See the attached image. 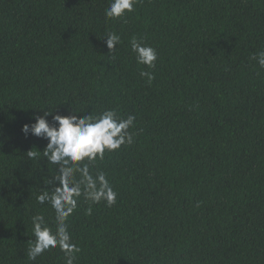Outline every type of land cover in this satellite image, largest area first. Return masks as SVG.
Wrapping results in <instances>:
<instances>
[{
	"label": "trees",
	"instance_id": "trees-1",
	"mask_svg": "<svg viewBox=\"0 0 264 264\" xmlns=\"http://www.w3.org/2000/svg\"><path fill=\"white\" fill-rule=\"evenodd\" d=\"M109 2L0 0V264H65L58 248L27 258L32 216L55 230L37 197L58 169L23 126L106 109L136 117L134 143L89 165L118 195L91 215L80 198L75 264H264V0H137L118 21ZM133 37L156 49L154 69Z\"/></svg>",
	"mask_w": 264,
	"mask_h": 264
},
{
	"label": "clouds",
	"instance_id": "clouds-1",
	"mask_svg": "<svg viewBox=\"0 0 264 264\" xmlns=\"http://www.w3.org/2000/svg\"><path fill=\"white\" fill-rule=\"evenodd\" d=\"M137 0H110L105 10L108 21L126 18L134 11ZM107 48L112 53L120 43V36L108 32L104 37ZM131 50L135 54L138 65L154 69L158 60L155 48L144 44L133 37L130 41ZM261 68H264V51L253 55ZM141 77L150 84L155 76L152 71H141ZM48 117H51L49 121ZM34 123L25 124L22 132L47 141L43 152L48 163L57 165L58 172L49 181L53 186L42 190L37 201L48 203L55 212V230L45 222L43 215L32 216L34 240L29 241L27 258L36 260L45 252L59 249L64 254L65 264H75L81 249L73 242L68 230V219L78 207L81 197L90 202L87 214L91 215V205L102 202L108 207L115 205L117 192L111 186L106 174L98 171L94 175L89 165L97 159H104L106 152H115L122 146L134 143V135L129 129L134 127L136 117L129 115L121 118L115 109H106L98 116L77 114L60 115L43 111V115L33 117ZM28 156L36 153L29 151Z\"/></svg>",
	"mask_w": 264,
	"mask_h": 264
}]
</instances>
